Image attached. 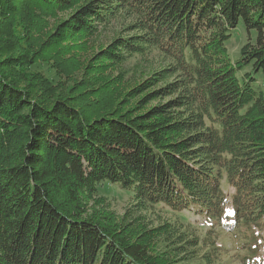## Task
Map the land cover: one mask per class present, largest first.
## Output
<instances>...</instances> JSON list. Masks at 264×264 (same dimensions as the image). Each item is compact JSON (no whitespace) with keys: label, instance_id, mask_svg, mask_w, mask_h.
Segmentation results:
<instances>
[{"label":"trees","instance_id":"1","mask_svg":"<svg viewBox=\"0 0 264 264\" xmlns=\"http://www.w3.org/2000/svg\"><path fill=\"white\" fill-rule=\"evenodd\" d=\"M30 1L51 13L85 0ZM12 2L0 0V10ZM122 12L136 20L123 47L170 62L184 117L165 106L124 110L77 85L44 95L13 71L27 57H0V264H169L177 248L155 249L161 227L135 234L89 210L111 186L217 227L215 240L240 231L253 248L264 242V94L254 88L264 71V0H91L66 27L85 34L90 18L106 27ZM240 22L257 37L232 62L225 44ZM174 227L179 240L189 235Z\"/></svg>","mask_w":264,"mask_h":264},{"label":"rangeland","instance_id":"2","mask_svg":"<svg viewBox=\"0 0 264 264\" xmlns=\"http://www.w3.org/2000/svg\"><path fill=\"white\" fill-rule=\"evenodd\" d=\"M90 1L51 13L32 6L30 0L12 2L17 5L14 9L0 10L1 59L7 54L27 57L25 66L13 67V71L44 95L77 85L79 92L89 91L90 99L122 101L124 110L144 113L165 106L174 119L183 118L186 108L181 102L185 94L176 89L178 78L169 74L170 62L159 55L128 54L123 47V38L136 33V20L126 12L119 13L106 27L90 18L91 31L85 34L66 27ZM60 28L62 35L53 37ZM256 37L255 31L248 33L240 22L225 44L230 60L236 62L243 46L255 42ZM254 76V88L264 94V71ZM98 197L104 200H90L89 210L107 215L135 234L144 235L149 228L161 227L155 249L164 252L177 248L169 264H260L258 255L264 260V242L253 248L255 242L250 241L248 233L229 232L215 240L210 231L217 227H203L200 222L191 225L187 217L178 220L173 213L146 208L117 186L101 188ZM180 222L189 234L182 240V232L174 227Z\"/></svg>","mask_w":264,"mask_h":264}]
</instances>
